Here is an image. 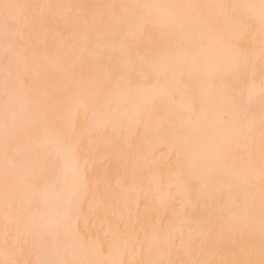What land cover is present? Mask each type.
Masks as SVG:
<instances>
[{
  "label": "snow or ice",
  "instance_id": "6c2138e0",
  "mask_svg": "<svg viewBox=\"0 0 264 264\" xmlns=\"http://www.w3.org/2000/svg\"><path fill=\"white\" fill-rule=\"evenodd\" d=\"M0 264H264V0H0Z\"/></svg>",
  "mask_w": 264,
  "mask_h": 264
},
{
  "label": "bare ground",
  "instance_id": "6f19581e",
  "mask_svg": "<svg viewBox=\"0 0 264 264\" xmlns=\"http://www.w3.org/2000/svg\"><path fill=\"white\" fill-rule=\"evenodd\" d=\"M157 2H169V0H157Z\"/></svg>",
  "mask_w": 264,
  "mask_h": 264
}]
</instances>
